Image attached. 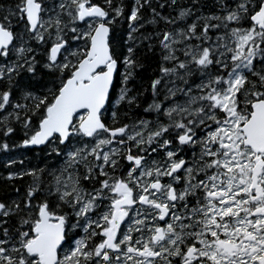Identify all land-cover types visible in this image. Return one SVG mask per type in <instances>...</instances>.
<instances>
[{
    "label": "snow or ice",
    "instance_id": "6c2138e0",
    "mask_svg": "<svg viewBox=\"0 0 264 264\" xmlns=\"http://www.w3.org/2000/svg\"><path fill=\"white\" fill-rule=\"evenodd\" d=\"M0 264H264V0H0Z\"/></svg>",
    "mask_w": 264,
    "mask_h": 264
},
{
    "label": "trees",
    "instance_id": "16d2710c",
    "mask_svg": "<svg viewBox=\"0 0 264 264\" xmlns=\"http://www.w3.org/2000/svg\"><path fill=\"white\" fill-rule=\"evenodd\" d=\"M2 156H0V166H2Z\"/></svg>",
    "mask_w": 264,
    "mask_h": 264
}]
</instances>
